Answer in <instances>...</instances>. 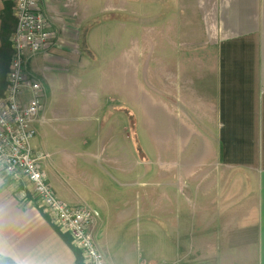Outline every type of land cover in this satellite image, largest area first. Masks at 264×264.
Wrapping results in <instances>:
<instances>
[{"label": "crops", "instance_id": "0c3cea01", "mask_svg": "<svg viewBox=\"0 0 264 264\" xmlns=\"http://www.w3.org/2000/svg\"><path fill=\"white\" fill-rule=\"evenodd\" d=\"M140 1L147 6L134 7L133 0H123L120 9L116 0H35L52 38L25 65L31 63L32 75L26 72L42 86L43 99L63 66L65 72L78 70L64 40L83 41L87 33L91 39L99 27L108 56L117 55L108 34L118 23L116 12H124L126 24L134 23L139 10L136 22L149 25V10L155 11V35L148 31L142 38L157 54L155 161L142 145L127 95L109 93L87 103L83 91L73 107L88 112L84 118H100L101 129H81L77 152L55 149L51 132L64 120L83 117L50 112L43 100L33 153L43 156L40 165L59 200L98 214L93 229L106 264H180L182 248L190 249L186 262L198 264L192 262L197 247L207 251L208 264H264V0ZM84 24L97 26L80 31ZM131 37L119 52L125 57ZM72 81L78 90L81 79ZM95 91L89 89V99ZM113 130L119 139L101 143ZM121 145L130 159L115 154ZM60 152L62 162L53 161ZM182 206L189 207L188 215ZM0 261L77 264L75 251L34 200L2 175Z\"/></svg>", "mask_w": 264, "mask_h": 264}, {"label": "rangeland", "instance_id": "374dc122", "mask_svg": "<svg viewBox=\"0 0 264 264\" xmlns=\"http://www.w3.org/2000/svg\"><path fill=\"white\" fill-rule=\"evenodd\" d=\"M133 3H134V7L138 6V8L140 6L146 5L144 2H141L140 0L137 1L133 0ZM137 3L138 5L136 6ZM116 5L117 8L120 9L121 5L123 6V0H116ZM154 10H156V8ZM137 11L138 13L135 12L133 14L134 23H126V24L124 23L125 22L123 15L124 12L122 13L120 11L116 12L117 15L116 22L118 23L116 25L114 24L115 28H111L108 34L109 37H111L112 41L115 39L114 44L116 43L117 46L116 48L117 55L112 54V56H108L109 42L107 39L102 38V36L104 35L103 33H105V31L99 27L95 30L97 31L96 32L97 34L95 35L96 37L95 36L93 37L94 39L92 38V36L91 39H88V33L87 34L85 33L86 36L83 39V41L81 37L80 39L73 41L64 40L63 45L66 48L69 47L70 49L69 56L73 59L74 65L78 66V70H74V71L71 70L69 72H65V70L63 69L65 67L63 66L62 70L58 71V75L55 76V79L53 80L54 87L52 86L47 87V90L45 91V96L42 99V101L44 100L43 103L46 106V108L50 109V112L54 111L59 114L63 113L66 116L68 115L71 117H75L81 114L83 119L78 122H76L75 120H69V121L64 120L63 127L59 128L57 133L54 131L51 132L50 138H51V142L55 146V149L65 150L66 153L77 152V150L81 149L83 145V144L80 145L82 143L81 141L82 139H80L78 136L79 131L81 129L83 128L85 129V127L89 131L90 129H93L95 131H99L101 129L99 124L100 118L99 119L97 118V120L95 118L93 119L92 118L88 119L87 117L84 118V115L88 112H84L81 109L77 112L74 109L73 107V102L75 104L74 96H77L78 98L82 97L80 93L78 94V91L79 92L83 91L85 93L83 96H85L87 103L96 100V98L98 99L100 95L107 96L109 95V93L111 97L117 99H119L121 96L123 97V95H127L128 105L133 109L134 123L136 124L137 127L139 126L142 145L144 148L150 150L149 151L150 156L152 157V160L155 161V153L152 150V148L156 149V137H157L156 136L157 114H158L157 106H156L157 105L156 104L157 54L155 50H153V48L155 49V46L151 45L150 43L148 46H146L145 44H143L142 38L144 35L146 37L149 36V33L146 34L148 31H150L152 35H155L156 22L158 19L156 17V12L149 10L150 16L146 18V21H150L153 19L152 23H150L149 25H145L140 23L139 20L138 22H136L138 16H140L139 10ZM146 24L148 23L146 22ZM92 26L94 25L92 24L81 25L80 31H85V29L87 28L91 29L93 28ZM124 26L126 27V29ZM130 34L132 35L131 37L132 47L128 55L125 57L124 52L122 54H120L119 52L124 50L125 48H128L127 42L129 40ZM131 51H132V55H131ZM111 52L112 51H110V53ZM126 58L127 61L125 60ZM25 69L28 73H30V71L32 70L31 63H26ZM126 70L128 73L127 75L125 74ZM76 75L82 81L80 82V84L82 83V85L79 87L78 90H76L70 85L71 83H73L72 79L74 77L76 78ZM94 85L98 87H92ZM109 85H111V87H109ZM83 87L84 89L81 90L80 88ZM89 89H92L93 91L96 90L95 91L97 92V94L95 95L96 97L89 99L88 96ZM75 90L77 91L76 93L77 95L75 94ZM85 107L88 108V106ZM141 118H142V122H141ZM122 120H124V118ZM137 121H139V124L141 123L142 124L141 125L137 124ZM101 122H103V120ZM124 122H126V120H124ZM76 128L78 129V131ZM114 128L117 129V126ZM88 130L85 132L84 134L85 136ZM114 130L111 131L110 133L111 138L104 136L102 138L101 143L106 142L108 139H112V138L119 139L118 137L115 136ZM85 136H83V139H85V141H88V138L91 137L90 135L88 136V138H86ZM32 141L33 143H35V139H32ZM31 145H32L31 147H33L32 142ZM32 149L33 151L36 150L38 151L37 148L34 149L33 147ZM57 154H58L57 157H53L52 160L56 161L58 159V163H61L63 160V153L60 152ZM115 154L118 156V158L122 157L123 161L127 160V158L130 159L128 149L124 148L123 145H121V150L117 151ZM133 154L135 156L134 152ZM41 161L42 163H44V160ZM13 183H16L19 186H21L22 190L25 191L26 194H28L30 199L34 200L35 205L37 206V198L29 186L27 185L25 186L21 182L13 181ZM149 189L150 192L152 188ZM150 194L152 193L150 192ZM167 210H172L171 205L166 206V211ZM182 211L184 216L188 215L189 207L182 206ZM169 235L166 234V237H169ZM202 235L205 236V233H203ZM206 236L208 237V233H206ZM189 250L190 249L188 248L187 249L182 248V253H186V254L184 255L185 258L182 259L183 262H181L180 264H188L185 259L186 256L190 254ZM200 250L202 252H200ZM193 251H194L193 255L195 253V255H197L198 257L197 256L195 257L194 255L195 259H193L192 262H198V264L199 263L208 264V257L204 258L206 259V262L203 261V257L207 253V251H204V248L199 249V247H197L194 248Z\"/></svg>", "mask_w": 264, "mask_h": 264}, {"label": "built area", "instance_id": "2783aa9c", "mask_svg": "<svg viewBox=\"0 0 264 264\" xmlns=\"http://www.w3.org/2000/svg\"><path fill=\"white\" fill-rule=\"evenodd\" d=\"M12 12V55L0 93V176L31 188L40 212L69 236L82 264H106L93 229L98 214L85 205L70 206L59 200L40 165L43 156L36 157L31 147L43 93L40 83L27 75L25 62L28 56L47 49L52 38L48 19L35 0H13Z\"/></svg>", "mask_w": 264, "mask_h": 264}, {"label": "trees", "instance_id": "16d2710c", "mask_svg": "<svg viewBox=\"0 0 264 264\" xmlns=\"http://www.w3.org/2000/svg\"><path fill=\"white\" fill-rule=\"evenodd\" d=\"M2 4L3 8L0 12V93L5 87V76L9 69L12 55L10 37L15 28V18L12 12L13 0H2ZM54 228L61 235L63 240L75 251L77 264H82L80 254L71 245L69 236L66 233L60 232L56 227ZM0 264L7 263L0 261Z\"/></svg>", "mask_w": 264, "mask_h": 264}]
</instances>
